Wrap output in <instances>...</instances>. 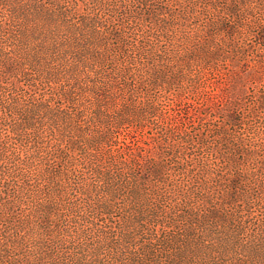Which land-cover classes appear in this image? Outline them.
Segmentation results:
<instances>
[{
	"label": "trees",
	"instance_id": "obj_1",
	"mask_svg": "<svg viewBox=\"0 0 264 264\" xmlns=\"http://www.w3.org/2000/svg\"><path fill=\"white\" fill-rule=\"evenodd\" d=\"M261 114L264 0H0V264H264Z\"/></svg>",
	"mask_w": 264,
	"mask_h": 264
},
{
	"label": "rangeland",
	"instance_id": "obj_2",
	"mask_svg": "<svg viewBox=\"0 0 264 264\" xmlns=\"http://www.w3.org/2000/svg\"><path fill=\"white\" fill-rule=\"evenodd\" d=\"M163 1L166 2L168 0H163ZM202 6L204 7V2L202 3ZM201 10H202L201 12L204 11V9H201ZM190 26H193L194 28L199 27V28L204 30V13H201V15L199 17L193 18L190 21ZM249 41L254 45L258 44V39L250 38ZM198 81L201 83L204 82L203 79H198ZM190 88H191V86L186 87V91H188ZM160 94L164 95V94H168V93L164 92V93H160ZM163 99H164L165 103H169V102H173L176 99V96H174L173 94H169V96L166 95L165 97H163ZM247 102L250 104L251 99H249ZM186 109H188V108H186ZM261 115L264 118V114H261ZM263 121H264V119H263ZM221 123H222L221 119L214 118L212 115L204 116V119L202 121H197V123L194 124V128H192L191 132L193 135H195L196 133H199V132H202V134L208 133L210 128L217 127ZM253 124H255V126L257 128H260V129H261V127L264 126V122H260V121H258L257 123H253ZM189 146L190 147H189V149H187V151L191 152V154L194 157V159L196 160V162L200 159L204 160V159H208V158L210 159L212 157L211 154L209 153L208 148H206L204 146V144L199 143L198 141H193V143L189 144Z\"/></svg>",
	"mask_w": 264,
	"mask_h": 264
}]
</instances>
